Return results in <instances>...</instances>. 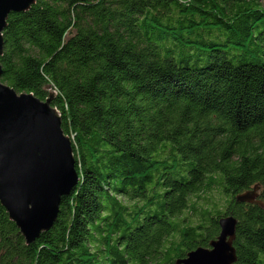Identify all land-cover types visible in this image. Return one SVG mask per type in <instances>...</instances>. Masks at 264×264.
I'll use <instances>...</instances> for the list:
<instances>
[{
	"label": "trees",
	"instance_id": "1",
	"mask_svg": "<svg viewBox=\"0 0 264 264\" xmlns=\"http://www.w3.org/2000/svg\"><path fill=\"white\" fill-rule=\"evenodd\" d=\"M3 39L78 183L30 245L0 203V264H178L229 216L236 264H264V0H36Z\"/></svg>",
	"mask_w": 264,
	"mask_h": 264
},
{
	"label": "water",
	"instance_id": "2",
	"mask_svg": "<svg viewBox=\"0 0 264 264\" xmlns=\"http://www.w3.org/2000/svg\"><path fill=\"white\" fill-rule=\"evenodd\" d=\"M35 2L0 0V57L9 16L29 10ZM77 183L72 140L62 129L52 98L19 94L0 80V203L28 245L53 225L62 200ZM257 191L237 201L260 204ZM237 223L233 216L223 217L221 233L210 247L198 248L178 264H236Z\"/></svg>",
	"mask_w": 264,
	"mask_h": 264
}]
</instances>
